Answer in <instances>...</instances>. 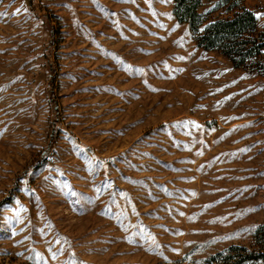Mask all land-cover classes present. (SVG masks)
Returning a JSON list of instances; mask_svg holds the SVG:
<instances>
[{
    "label": "rangeland",
    "instance_id": "obj_1",
    "mask_svg": "<svg viewBox=\"0 0 264 264\" xmlns=\"http://www.w3.org/2000/svg\"><path fill=\"white\" fill-rule=\"evenodd\" d=\"M173 8L0 0V264H264V50Z\"/></svg>",
    "mask_w": 264,
    "mask_h": 264
},
{
    "label": "trees",
    "instance_id": "obj_2",
    "mask_svg": "<svg viewBox=\"0 0 264 264\" xmlns=\"http://www.w3.org/2000/svg\"><path fill=\"white\" fill-rule=\"evenodd\" d=\"M203 0H174V14L179 21L188 22L196 31L197 41L209 49H219L235 65H244L249 58L264 50V31L259 30L256 14L246 6L245 0H219L228 16L205 21L199 8Z\"/></svg>",
    "mask_w": 264,
    "mask_h": 264
}]
</instances>
